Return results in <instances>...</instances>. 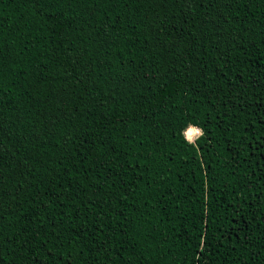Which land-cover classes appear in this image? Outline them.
I'll return each mask as SVG.
<instances>
[{
    "label": "trees",
    "instance_id": "trees-1",
    "mask_svg": "<svg viewBox=\"0 0 264 264\" xmlns=\"http://www.w3.org/2000/svg\"><path fill=\"white\" fill-rule=\"evenodd\" d=\"M0 264H264V0H0Z\"/></svg>",
    "mask_w": 264,
    "mask_h": 264
},
{
    "label": "rangeland",
    "instance_id": "rangeland-1",
    "mask_svg": "<svg viewBox=\"0 0 264 264\" xmlns=\"http://www.w3.org/2000/svg\"><path fill=\"white\" fill-rule=\"evenodd\" d=\"M194 133H195V135L194 134L193 135H189V134L186 133V136H187V138L190 141H194L201 134V130L200 129H195Z\"/></svg>",
    "mask_w": 264,
    "mask_h": 264
}]
</instances>
